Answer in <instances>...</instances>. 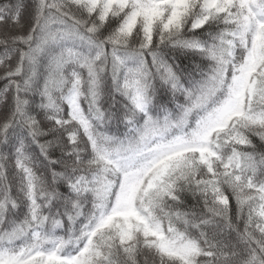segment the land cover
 <instances>
[{"label":"snow or ice","instance_id":"6c2138e0","mask_svg":"<svg viewBox=\"0 0 264 264\" xmlns=\"http://www.w3.org/2000/svg\"><path fill=\"white\" fill-rule=\"evenodd\" d=\"M0 264H264V0H0Z\"/></svg>","mask_w":264,"mask_h":264}]
</instances>
